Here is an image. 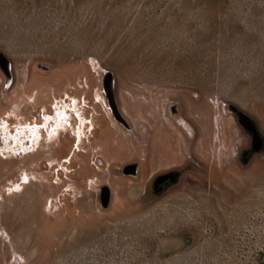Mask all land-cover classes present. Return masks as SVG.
I'll use <instances>...</instances> for the list:
<instances>
[{"label":"rangeland","instance_id":"374dc122","mask_svg":"<svg viewBox=\"0 0 264 264\" xmlns=\"http://www.w3.org/2000/svg\"><path fill=\"white\" fill-rule=\"evenodd\" d=\"M229 104L264 136V0H0V264H264Z\"/></svg>","mask_w":264,"mask_h":264},{"label":"flooded vegetation","instance_id":"af4514ba","mask_svg":"<svg viewBox=\"0 0 264 264\" xmlns=\"http://www.w3.org/2000/svg\"><path fill=\"white\" fill-rule=\"evenodd\" d=\"M7 76H8V79L10 81V84L13 83V77H14V75H13V73L11 71V68L10 69L9 68L7 69ZM228 108L234 114V117L236 119L237 126L242 131H244V135H249V138H250L249 146L247 148H243L241 150V153H240V156H239L240 160L242 161V164L243 165H246L248 162L251 161V159H252L253 156H255L256 154H258V153H260L262 151H264V145H263V147L260 150H255L254 144H253V133H252V131L248 130L241 123L240 117L238 115V112L234 110L237 107H235L232 104H229L228 105ZM170 109H171V115L172 116H176L177 115V108H176V106H171ZM180 121H181V124L184 125L185 120L182 119ZM162 124H163V122H162ZM162 124L159 127V129L164 127V126H162ZM254 124H255L258 132L263 136V133H261V131H260V129H259V127H258V125H257V123L255 121H254ZM154 134H156V132ZM263 138H264V136H263ZM158 143L160 144V141L157 142V144ZM137 164H138V172H139V163H137ZM182 175H183L182 170H180L178 168H172V169H168V170H165V171H161L160 173H157L154 176L153 180H152V187H151L152 192L154 193L155 196H159V195H162V194L166 193L168 189H170L172 186L178 184V182L180 181ZM160 176H165V178L163 179V181L161 183H159L157 186H155V181Z\"/></svg>","mask_w":264,"mask_h":264},{"label":"water","instance_id":"95a60500","mask_svg":"<svg viewBox=\"0 0 264 264\" xmlns=\"http://www.w3.org/2000/svg\"><path fill=\"white\" fill-rule=\"evenodd\" d=\"M110 77H111V74L107 73V76H106L107 88H110V86H109ZM234 110L238 112L241 123L248 130L252 131V133H253V144H254L255 150H260L264 145V138L258 132V130L254 124L253 118L251 116H249L248 114H246L245 112L238 110V108H235ZM115 115L119 121H121L124 125L128 126V123L126 122L124 117L120 113L116 112V110H115ZM137 173H138V164L137 163L128 164L123 168V174L124 175H134L135 176V175H137ZM164 178H165V176L158 177L155 181V186H157L159 183H161ZM100 199H101V205L103 208H108L110 206V202H111V189H110V187L103 186L101 188Z\"/></svg>","mask_w":264,"mask_h":264},{"label":"bare ground","instance_id":"6f19581e","mask_svg":"<svg viewBox=\"0 0 264 264\" xmlns=\"http://www.w3.org/2000/svg\"><path fill=\"white\" fill-rule=\"evenodd\" d=\"M34 127V126H33ZM28 128V127H27ZM28 131V130H27ZM31 132V131H30ZM28 174V173H27ZM21 181V180H20ZM54 185V184H53ZM55 186V185H54ZM56 190V189H55ZM44 191V190H43ZM57 192V191H56ZM51 193V192H50ZM43 195V194H42ZM53 202V201H52Z\"/></svg>","mask_w":264,"mask_h":264}]
</instances>
